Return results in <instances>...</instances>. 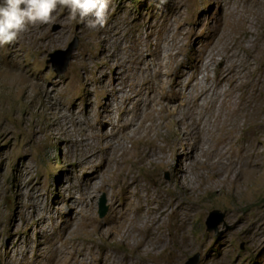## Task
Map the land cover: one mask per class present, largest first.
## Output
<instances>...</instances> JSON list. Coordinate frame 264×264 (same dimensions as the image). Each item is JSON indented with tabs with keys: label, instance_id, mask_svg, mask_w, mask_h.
Listing matches in <instances>:
<instances>
[{
	"label": "rangeland",
	"instance_id": "1",
	"mask_svg": "<svg viewBox=\"0 0 264 264\" xmlns=\"http://www.w3.org/2000/svg\"><path fill=\"white\" fill-rule=\"evenodd\" d=\"M108 4L103 27L88 28L58 5L47 23L29 24L16 41L0 46V264H47L48 247L58 250L59 262L52 264H61L75 247L87 245L83 234L72 237L71 231L89 221L105 229L118 219L112 203L123 201L115 174L122 140L105 138L110 125L98 111L109 105L113 121L119 119L111 86L130 85L133 73L127 68L135 65L129 56L146 49L151 32L157 38L163 19L171 17L174 30L186 28L181 37L186 64L202 63L200 54L207 60L215 44L239 61L219 38L227 22L242 20L264 39V0ZM72 44L76 48L68 68L59 74L62 67L51 62V55ZM144 56L153 75L156 61ZM223 69L224 64L213 63L210 79L204 80L209 72L195 75L203 86L221 90L228 85L220 82ZM185 72L183 84L193 74ZM203 86L198 84L199 92ZM177 89L184 88L180 84ZM175 95L170 93L172 99ZM217 107L198 105L186 121L185 106L176 115L158 118L161 134L153 136L167 159L136 170L156 196L189 208L183 229L193 245L178 251L177 243L168 241L162 264H187L196 255H201L200 264H264V125L256 127L264 122V84L246 94L238 112L230 103ZM255 152L258 166L253 168L249 162ZM244 165L249 174L239 173ZM146 195H139L141 207ZM103 199L108 210L102 219ZM178 214L168 218L169 230L179 226Z\"/></svg>",
	"mask_w": 264,
	"mask_h": 264
},
{
	"label": "bare ground",
	"instance_id": "2",
	"mask_svg": "<svg viewBox=\"0 0 264 264\" xmlns=\"http://www.w3.org/2000/svg\"><path fill=\"white\" fill-rule=\"evenodd\" d=\"M159 26L161 30L157 32V38L152 39L151 32L146 49L142 51L135 49L129 56L128 60L135 65L127 68L133 73L130 85L111 86L112 99L119 101L116 107L119 119L113 121L114 110L109 105L98 111V115L103 116L105 122L110 125V133H107L105 138H111L110 141L119 138L122 140L117 144L119 166L115 174L118 175L117 183L123 187L113 185L120 188L123 201L117 203L114 200L112 203L119 217L112 226L105 229L89 221L85 222L81 229L71 231L72 237L83 234L87 245L83 249L75 247L70 258L61 264H162L161 258L169 245L168 241L176 242L178 251L187 249L192 242L190 243L191 240L183 227L187 224L185 215L189 208H181L183 204L175 199H161L159 195L156 196L155 192L148 190L136 172L137 168L148 169L162 164L164 159H167V155H163V149L153 136L161 134V125L157 124V119L176 115L181 106H185L187 114L182 119L191 120V114L195 113L196 107L199 105L201 109L204 103L206 108L214 111L218 109L217 103H230L237 111L246 94L264 84V39L259 37L258 31L251 32L246 22L242 20L236 23L227 22L219 32L220 41L235 52L239 61L235 62L225 50L215 44L207 51L209 57L207 60L201 58L202 54L198 56L202 59L200 64L194 62L186 64L181 60L184 46L181 37L187 33L186 28L179 26L174 30L171 17L163 19ZM251 36L255 40L254 43L251 42L253 39ZM161 51L166 54L162 55ZM145 53L156 61L153 75L146 70ZM213 63L224 64L219 78L220 82L226 80L228 85L221 90L203 86V79L200 78L201 82L195 75L199 72H209L204 75V80L210 79V67ZM127 69L125 72H129ZM186 70L193 71V74L183 84L182 80L188 76ZM168 77L171 81L165 83ZM199 83H202L204 89L202 92H199ZM180 84L184 89L176 90ZM174 92L176 97L172 99L170 93ZM178 96L183 98V101L179 102ZM214 118L213 114L211 120ZM263 125L264 122L260 121L256 127L261 128ZM200 130L201 128H198L196 133L199 134ZM126 142L131 146L128 147ZM253 157L255 159L249 164L255 168L258 166L256 160L258 153L255 152ZM239 173L249 174V170L244 165L239 169ZM142 193H147L146 196H142L144 207L140 206L139 195ZM177 211L182 213L178 214L179 226L169 230L166 225L168 218ZM99 237L103 241H99ZM123 249L128 252H123ZM46 251L49 254L47 264L59 262L57 249L53 251L48 247Z\"/></svg>",
	"mask_w": 264,
	"mask_h": 264
},
{
	"label": "clouds",
	"instance_id": "3",
	"mask_svg": "<svg viewBox=\"0 0 264 264\" xmlns=\"http://www.w3.org/2000/svg\"><path fill=\"white\" fill-rule=\"evenodd\" d=\"M58 5L88 28L106 23L108 0H0V46L16 41L29 24L47 23Z\"/></svg>",
	"mask_w": 264,
	"mask_h": 264
},
{
	"label": "water",
	"instance_id": "4",
	"mask_svg": "<svg viewBox=\"0 0 264 264\" xmlns=\"http://www.w3.org/2000/svg\"><path fill=\"white\" fill-rule=\"evenodd\" d=\"M76 44H72L67 51H58L55 54L51 55V59H52L51 62L58 67L59 65L62 67V69L58 71L59 74L66 72L68 65L72 58V53L76 48ZM105 204H106L105 199H103L102 205H101V212H100V217L102 219L106 216L107 210H108ZM214 215H217V214H213V216ZM211 220H210V224H211ZM210 230L212 231V228ZM200 263H201V255H196L187 264H200Z\"/></svg>",
	"mask_w": 264,
	"mask_h": 264
}]
</instances>
